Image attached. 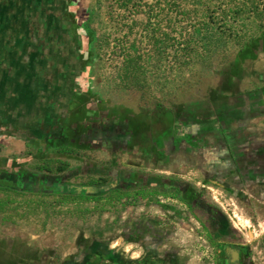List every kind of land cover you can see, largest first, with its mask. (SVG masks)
<instances>
[{"label":"rangeland","instance_id":"obj_1","mask_svg":"<svg viewBox=\"0 0 264 264\" xmlns=\"http://www.w3.org/2000/svg\"><path fill=\"white\" fill-rule=\"evenodd\" d=\"M62 5L73 68L29 69L25 87L34 97L31 107L58 93L81 112L124 111L141 119L156 108L204 101L232 76H250L251 63L264 61V0H63ZM64 44L65 39L60 49ZM40 156L47 158V173H74L66 178L68 185L88 184L98 191L73 197L0 187V214L10 217L0 220V264L31 256L28 241L15 245L7 234L16 236L21 228L11 218L21 220L22 209L36 205L45 208L47 218L72 213L79 231L72 264H215V244L222 238L211 219L186 209L180 197L184 184L223 215L231 241L245 247L250 263L264 264V197L258 192L231 196L195 172L185 176L176 167L155 170L152 164L141 171L140 185L117 190L121 171H133L128 167L133 160L112 162L96 152L93 179H84L79 176L89 151L64 148ZM6 167L0 157V173Z\"/></svg>","mask_w":264,"mask_h":264},{"label":"flooded vegetation","instance_id":"obj_2","mask_svg":"<svg viewBox=\"0 0 264 264\" xmlns=\"http://www.w3.org/2000/svg\"><path fill=\"white\" fill-rule=\"evenodd\" d=\"M246 75L250 76H232L231 81L224 84L225 91H214L208 94L204 101L185 102L170 109L156 108L141 119L125 116L124 111L96 114L94 111L93 115L88 111H78L77 108L73 111V122L68 120L63 124L47 127L45 140L47 145H50L49 149L75 148L90 153L97 152L112 162L124 157L128 161L133 160L134 166H128L133 171H121L117 190H125L130 183L140 185L145 180L141 171L149 164H152L155 170L169 171L176 167L182 170L183 175L190 176L193 171L189 172L183 167L188 162L187 153H200L205 149L207 142H210V146L219 150L224 167L212 175L199 174L197 171L195 173L201 176L204 182L222 189L231 196L248 190L245 186L250 183V190L264 197V142L251 140L249 135H241V129L236 127L238 123L253 116L263 115L264 86L261 85L264 84V72L255 73L249 70ZM243 78L256 79L261 85L252 91L239 92L237 82L240 83ZM249 94L262 100L255 105L246 102L245 98L250 96ZM239 99L244 100L237 103ZM185 155L186 157H183ZM91 171L94 174L91 159L85 160L81 172ZM230 171L234 172L232 179L228 175ZM110 172L112 173V170ZM57 175L61 178L55 182L43 184V181H24V185L26 188L47 193H57V190L65 187L70 188L69 192L73 194L80 190L66 183V178L74 176V173ZM246 176L248 179L243 180ZM253 186L255 188H252ZM180 197L184 200L187 210H197L199 215L207 217V221L211 219L213 230L222 238L215 244V264H251L245 247L231 241L232 230L227 222L222 223L224 217L220 212L202 204L200 195L188 190L186 184L183 185Z\"/></svg>","mask_w":264,"mask_h":264},{"label":"crops","instance_id":"obj_3","mask_svg":"<svg viewBox=\"0 0 264 264\" xmlns=\"http://www.w3.org/2000/svg\"><path fill=\"white\" fill-rule=\"evenodd\" d=\"M62 4L63 0H0V151L2 152L0 157L6 161L7 165L6 171H1L0 177L4 175L11 179L21 177L23 181H29V183L43 181V184L55 182L56 179L61 178L60 175L49 174L44 170L47 158L40 155L57 150L56 147L48 148L50 145L46 143L45 130L49 126L63 124L68 120L73 122V111L77 107L69 98L62 100L58 93L50 95L49 99L43 100L42 104L38 100L37 105L31 107L30 102L34 101V97L29 96L25 86L29 83L26 72L33 67L38 70L52 68L59 71L73 68V52L68 44L69 39L65 35L69 29L63 27L65 19ZM63 39H65L64 49H60V47L63 48ZM60 55L63 57H58ZM250 70L263 73L264 61L256 65L251 63ZM237 83L239 92L252 91L261 85L253 78H247L245 83L243 81ZM63 84L61 82L57 86L60 87ZM68 85L73 90V83ZM225 89L223 88L222 91ZM212 92L214 91H210L209 94ZM245 99L253 105L262 100L251 95ZM243 100L239 99L237 103ZM46 101L53 104L46 105ZM236 127L241 129L239 130L241 135H249L251 140L264 142V113L238 123ZM210 145L211 143L207 142L205 149L200 153L189 151L188 162L183 167L190 172L197 171L199 174H216L219 168L224 167V164L219 150ZM33 151H36L35 156ZM93 154L91 152V161H93ZM20 167L23 169L18 172ZM35 167L38 170H35ZM233 174L234 172L231 171L228 174L231 179ZM79 177L93 179V172H85ZM246 179H248L247 176L243 178V180ZM251 185L246 184L245 187H248L246 191H251L249 188ZM73 186L80 189L75 194L47 193L40 190H30L26 193L90 197L98 191L88 184H73ZM22 210L21 213L25 216L21 220L14 216L11 218L12 222L14 220L21 225V228L16 230L17 235L14 236L11 233L7 235L13 238L15 245L25 240L28 241L27 245L33 246L34 249L29 258L21 259L16 264H66L68 262L72 264L79 236V231L73 223L75 219L73 220L70 216L72 213L69 217L62 218L54 215L47 218L45 208L38 205L24 207ZM4 217L10 218L7 214H0V220ZM10 254H13V249Z\"/></svg>","mask_w":264,"mask_h":264},{"label":"trees","instance_id":"obj_4","mask_svg":"<svg viewBox=\"0 0 264 264\" xmlns=\"http://www.w3.org/2000/svg\"><path fill=\"white\" fill-rule=\"evenodd\" d=\"M16 182H18V184H16ZM0 187L9 189V190H15V191H21V192H26V191H30L32 189L26 188L24 185V181L22 179H18V180H10L9 178H7L5 175L0 177ZM70 191V188L65 187L63 189H59L56 192L57 193H67Z\"/></svg>","mask_w":264,"mask_h":264},{"label":"water","instance_id":"obj_5","mask_svg":"<svg viewBox=\"0 0 264 264\" xmlns=\"http://www.w3.org/2000/svg\"><path fill=\"white\" fill-rule=\"evenodd\" d=\"M23 180V179H22Z\"/></svg>","mask_w":264,"mask_h":264}]
</instances>
